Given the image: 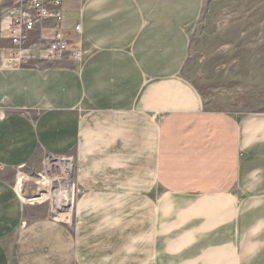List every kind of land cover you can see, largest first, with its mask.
<instances>
[{
  "label": "crops",
  "instance_id": "obj_1",
  "mask_svg": "<svg viewBox=\"0 0 264 264\" xmlns=\"http://www.w3.org/2000/svg\"><path fill=\"white\" fill-rule=\"evenodd\" d=\"M59 1L82 64L8 69L0 35V264H264V114L180 73L201 0ZM75 151L69 216L40 215L10 174Z\"/></svg>",
  "mask_w": 264,
  "mask_h": 264
},
{
  "label": "rangeland",
  "instance_id": "obj_2",
  "mask_svg": "<svg viewBox=\"0 0 264 264\" xmlns=\"http://www.w3.org/2000/svg\"><path fill=\"white\" fill-rule=\"evenodd\" d=\"M10 1L0 0V24L13 6ZM186 38L181 77L198 91L206 110L237 117L264 114V0H201ZM51 159L11 173V180L25 203L34 202L41 209L40 215L67 219L82 162L77 151L59 158L69 160L70 170L68 206L60 212L56 210L57 196L45 186L46 164ZM41 182L38 194L30 196L34 183Z\"/></svg>",
  "mask_w": 264,
  "mask_h": 264
},
{
  "label": "built area",
  "instance_id": "obj_3",
  "mask_svg": "<svg viewBox=\"0 0 264 264\" xmlns=\"http://www.w3.org/2000/svg\"><path fill=\"white\" fill-rule=\"evenodd\" d=\"M48 21H51V33L45 36ZM62 22L63 8L59 0H13L10 15L0 27V35L12 45L4 66L8 69L27 67L37 58L54 61L67 55L74 63L82 64L83 51L68 40ZM75 32L81 35V26H77Z\"/></svg>",
  "mask_w": 264,
  "mask_h": 264
},
{
  "label": "bare ground",
  "instance_id": "obj_4",
  "mask_svg": "<svg viewBox=\"0 0 264 264\" xmlns=\"http://www.w3.org/2000/svg\"><path fill=\"white\" fill-rule=\"evenodd\" d=\"M68 163L65 160L60 159H51L46 164V172H47V180L45 181L46 189L50 193H53L57 196L56 210L63 212L66 211L68 206V197L70 194V189L68 188L70 185V170L67 166ZM66 171L64 176H62L63 172ZM35 182V179L33 180ZM41 183H34L31 187L30 196L37 195L41 189ZM58 186L57 192H55L54 188Z\"/></svg>",
  "mask_w": 264,
  "mask_h": 264
}]
</instances>
